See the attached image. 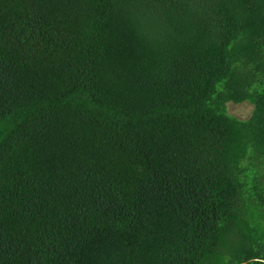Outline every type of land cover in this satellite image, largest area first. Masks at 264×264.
Listing matches in <instances>:
<instances>
[{"label":"trees","instance_id":"obj_1","mask_svg":"<svg viewBox=\"0 0 264 264\" xmlns=\"http://www.w3.org/2000/svg\"><path fill=\"white\" fill-rule=\"evenodd\" d=\"M0 264H264V0H0Z\"/></svg>","mask_w":264,"mask_h":264},{"label":"rangeland","instance_id":"obj_2","mask_svg":"<svg viewBox=\"0 0 264 264\" xmlns=\"http://www.w3.org/2000/svg\"><path fill=\"white\" fill-rule=\"evenodd\" d=\"M255 109L250 103L245 102L242 104H230V115L239 118L240 120L247 121L251 118V111ZM248 111V112H247Z\"/></svg>","mask_w":264,"mask_h":264},{"label":"crops","instance_id":"obj_3","mask_svg":"<svg viewBox=\"0 0 264 264\" xmlns=\"http://www.w3.org/2000/svg\"><path fill=\"white\" fill-rule=\"evenodd\" d=\"M251 113L253 114V107H252V110L250 109ZM248 112V111H247ZM252 116V115H251Z\"/></svg>","mask_w":264,"mask_h":264}]
</instances>
